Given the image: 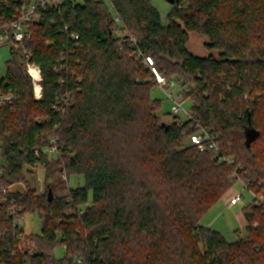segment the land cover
Here are the masks:
<instances>
[{
    "label": "trees",
    "instance_id": "obj_1",
    "mask_svg": "<svg viewBox=\"0 0 264 264\" xmlns=\"http://www.w3.org/2000/svg\"><path fill=\"white\" fill-rule=\"evenodd\" d=\"M108 2L63 0L41 10L24 45L29 58L12 48L0 94L13 91L17 98L0 105V186L24 182L28 166L42 165L48 175L44 148L51 139L68 182L48 184L43 194L30 185L10 188L6 198L0 193L1 260L264 264V205L244 209L245 236L235 242L201 224L236 183L233 168L189 143L182 133L189 122L160 121L151 71L116 36L113 18L119 16L168 82L188 88L182 94L192 114L218 136L248 187L264 194V0H178L167 25L151 0ZM18 5L0 0V25L10 22ZM192 32L207 37L205 47L218 54L192 53ZM28 61L41 70L39 100ZM72 176L84 183L69 187ZM11 200L23 216L39 215L40 233L14 226ZM72 209L82 213L66 216Z\"/></svg>",
    "mask_w": 264,
    "mask_h": 264
},
{
    "label": "built area",
    "instance_id": "obj_2",
    "mask_svg": "<svg viewBox=\"0 0 264 264\" xmlns=\"http://www.w3.org/2000/svg\"><path fill=\"white\" fill-rule=\"evenodd\" d=\"M16 2L19 3V5L12 14L10 22L0 25V47L9 44L10 46H12V48L16 50H21L24 56L26 58H29V53L26 51L24 45L25 42L28 41L32 36L30 28L31 23L38 20L39 11L47 8L58 7L60 4H62L63 0H16ZM113 18L115 21L114 33L116 34V36L122 38L123 42H126L127 44L135 48V55L143 60V64L150 69L153 81L156 83L157 87L162 88L167 94L169 100L172 102L173 121L179 126L189 122V125L182 131L183 135L187 137L189 143L193 146H196L201 152H213L214 156L220 163L225 162L228 165L232 166V179H234L236 182H239L244 188L250 191L253 197L252 202L254 203V205H264V194L253 192L248 187V183L245 182L239 174V167L234 166L235 164L233 158H229L223 155L218 136L214 132H212L210 128L202 125L195 118L191 111L187 112L184 109V102L186 100L184 96L179 95V93L176 92L177 90L169 85V82L166 77L157 68L154 59L138 48L137 38L128 30H125L119 16L117 14H113ZM73 37L78 38L74 34ZM26 69L32 78L35 98L39 100L42 98V75L40 67L35 63L28 61ZM170 87L173 89V91H169ZM16 98L17 93L13 91L7 94H0V105L12 103ZM182 113L185 114L184 117H181L180 114ZM44 152L47 156L49 154L60 155V152L58 151L54 139L50 140V145L45 148ZM35 153L39 154V150L36 149ZM1 166L2 161L0 159V167ZM1 174L2 172L0 171V175ZM60 175L63 181L68 182V175L65 170L61 171ZM9 190L10 188L8 189L6 187L0 186V193L5 198ZM241 196V193L234 194L233 197L230 198V205H236L239 202ZM68 201H70V199H68ZM7 212L10 216L14 218V226L23 228V208L18 205L17 202L11 200L8 202ZM74 213L81 214L82 210H68L65 212V215L71 216ZM18 239L24 240L22 236H18ZM19 249L20 251L26 249L25 243H23L19 247ZM0 264H4L1 258ZM72 264H84V259L81 256H75Z\"/></svg>",
    "mask_w": 264,
    "mask_h": 264
},
{
    "label": "rangeland",
    "instance_id": "obj_3",
    "mask_svg": "<svg viewBox=\"0 0 264 264\" xmlns=\"http://www.w3.org/2000/svg\"><path fill=\"white\" fill-rule=\"evenodd\" d=\"M77 3L82 4L83 0H76ZM109 5L108 0H103ZM152 4L159 10L161 14L162 24L167 25V16L171 10L172 5L168 0H151ZM208 42V38L198 33H190V39L187 44L188 49L201 57L208 56L209 54L217 55V51H209L205 44ZM12 46L9 44L0 47V83L5 79L7 72V61L11 58ZM171 79L169 85L175 88L179 95L188 91V88H181L180 82L176 79ZM169 91H173L170 87ZM184 96V95H183ZM151 97L161 101V110L158 112L160 121L164 123H172V102L167 97L165 91L157 86L151 89ZM192 103L189 99L184 102V109L189 112L191 111ZM184 117L185 114H180ZM46 148V147H45ZM44 148V150H45ZM47 152V149H46ZM48 160L51 162V170L47 175L42 165L28 166L29 173L26 174V180L21 183H14L10 187L11 190H23L28 185L35 188L39 194H43L48 184H56L63 181L61 177V171L59 165L56 164L58 160V154H49ZM47 175V176H46ZM83 184V177L72 176L69 181V187H76L78 184ZM58 190H60L58 188ZM58 192V191H56ZM242 194L239 202L236 205H230V198L234 194ZM59 195V192H58ZM253 201V197L250 191L244 188L239 182H236L230 191L219 200L212 208H210L202 217L201 224L213 228L225 237L228 242H235L245 236L244 223L245 219L243 216L244 209L248 207ZM23 228L27 234L29 233H40L42 228V222L38 214H25L23 218ZM29 246L28 242L25 244ZM58 257H63L65 250L63 247L56 249Z\"/></svg>",
    "mask_w": 264,
    "mask_h": 264
},
{
    "label": "water",
    "instance_id": "obj_4",
    "mask_svg": "<svg viewBox=\"0 0 264 264\" xmlns=\"http://www.w3.org/2000/svg\"><path fill=\"white\" fill-rule=\"evenodd\" d=\"M170 2V4H174L176 1L178 0H168ZM53 198V194H52V190H49V200H52Z\"/></svg>",
    "mask_w": 264,
    "mask_h": 264
},
{
    "label": "crops",
    "instance_id": "obj_5",
    "mask_svg": "<svg viewBox=\"0 0 264 264\" xmlns=\"http://www.w3.org/2000/svg\"><path fill=\"white\" fill-rule=\"evenodd\" d=\"M243 216H244V219H245V214H244V212H243ZM246 224H247V222H246V219H245L244 228H245Z\"/></svg>",
    "mask_w": 264,
    "mask_h": 264
}]
</instances>
